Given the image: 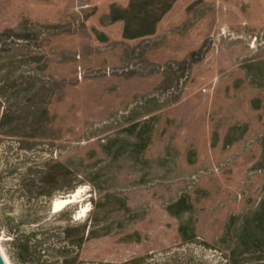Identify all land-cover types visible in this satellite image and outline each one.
<instances>
[{"label":"rangeland","instance_id":"obj_1","mask_svg":"<svg viewBox=\"0 0 264 264\" xmlns=\"http://www.w3.org/2000/svg\"><path fill=\"white\" fill-rule=\"evenodd\" d=\"M132 1L0 0V118L19 124L0 132L5 255L25 264L27 239L46 264H264V0ZM71 156L101 189L56 214L74 191L32 199L27 170Z\"/></svg>","mask_w":264,"mask_h":264},{"label":"trees","instance_id":"obj_2","mask_svg":"<svg viewBox=\"0 0 264 264\" xmlns=\"http://www.w3.org/2000/svg\"><path fill=\"white\" fill-rule=\"evenodd\" d=\"M135 1V2H134ZM136 3V0H133L131 7ZM131 9V8H130ZM129 10L124 9L122 11L115 6L111 7V20L117 22L120 20H128ZM153 34V29L150 28L146 31H132L127 23V26L124 29V38L133 39L143 35ZM45 86L38 88H29L26 89V96L31 102L30 108L35 111L37 109V98L43 92ZM35 117V115H34ZM33 117V118H34ZM42 119H32L30 122V127L35 132H41L45 128H51V116L48 113V108L45 110V116ZM14 113L11 112L9 108L4 110L0 118V132L2 135H8L10 132H14L18 127V122H15ZM26 129V128H25ZM31 138H41L42 136H30ZM113 141L108 140L106 146H110ZM86 157L84 156H71L66 160H49L43 165L36 166L35 168H29L26 193L32 199L42 198L45 200H52L56 192H63L66 194L69 191H74L77 186L81 185L83 182H88L90 186L100 192L99 179L101 177V170L98 168L97 163L93 162L86 164ZM0 195H2L0 187ZM56 198V197H55ZM188 201L185 197L180 198L178 201L173 203L169 207V212L172 216L178 218L180 217L188 208ZM186 206V207H185ZM177 209L178 211H174ZM65 210L60 211L63 213ZM56 213V214H59ZM181 228V227H180ZM93 232V231H92ZM88 232V236L90 235ZM187 239L189 236L185 234ZM193 235V234H192ZM38 243H31L29 240L25 239L21 243L18 252V258L25 264H46V261L43 259L44 254L42 253L45 249L42 248V245ZM71 244L73 240H70ZM235 255V254H234Z\"/></svg>","mask_w":264,"mask_h":264},{"label":"bare ground","instance_id":"obj_3","mask_svg":"<svg viewBox=\"0 0 264 264\" xmlns=\"http://www.w3.org/2000/svg\"><path fill=\"white\" fill-rule=\"evenodd\" d=\"M79 196H81L80 195V190H76V191H74L73 193H72V195H70V196H67V197H58V198H56L55 200H54V203H53V210H54V212L55 213H59L60 211H63V210H65L66 209V207L69 205V204H71V203H73L74 201H76V200H79L78 198H79ZM81 198V197H80ZM88 209L87 211H85L84 212V215L83 216H85L88 212H89V210H90V207H89V205H85V204H82L81 205V207H80V211L79 212H77V217H83V216H80L79 214H80V212L83 210V209ZM80 219V218H79ZM2 241H1V239H0V250H1V252L3 253V255H4V257H5V259H6V261H7V264H10V261H9V259L7 258V256L5 255V253H4V251H3V249H2Z\"/></svg>","mask_w":264,"mask_h":264},{"label":"water","instance_id":"obj_4","mask_svg":"<svg viewBox=\"0 0 264 264\" xmlns=\"http://www.w3.org/2000/svg\"><path fill=\"white\" fill-rule=\"evenodd\" d=\"M0 264H7V261L3 255V253L0 250Z\"/></svg>","mask_w":264,"mask_h":264},{"label":"clouds","instance_id":"obj_5","mask_svg":"<svg viewBox=\"0 0 264 264\" xmlns=\"http://www.w3.org/2000/svg\"><path fill=\"white\" fill-rule=\"evenodd\" d=\"M89 207H90V206H89ZM87 210H88L87 208H86V209H83V210L80 212L79 215H80V216H83V215H84V212L87 211Z\"/></svg>","mask_w":264,"mask_h":264}]
</instances>
